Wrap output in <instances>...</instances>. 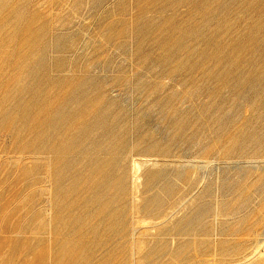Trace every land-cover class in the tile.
Returning <instances> with one entry per match:
<instances>
[{"label": "rangeland", "instance_id": "374dc122", "mask_svg": "<svg viewBox=\"0 0 264 264\" xmlns=\"http://www.w3.org/2000/svg\"><path fill=\"white\" fill-rule=\"evenodd\" d=\"M0 264H264V0H0Z\"/></svg>", "mask_w": 264, "mask_h": 264}]
</instances>
